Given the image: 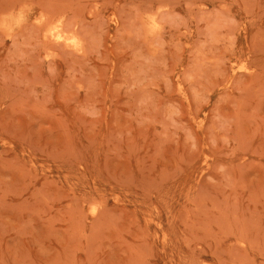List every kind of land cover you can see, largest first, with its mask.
<instances>
[{
    "label": "rangeland",
    "instance_id": "rangeland-1",
    "mask_svg": "<svg viewBox=\"0 0 264 264\" xmlns=\"http://www.w3.org/2000/svg\"><path fill=\"white\" fill-rule=\"evenodd\" d=\"M0 264H264V0H0Z\"/></svg>",
    "mask_w": 264,
    "mask_h": 264
}]
</instances>
